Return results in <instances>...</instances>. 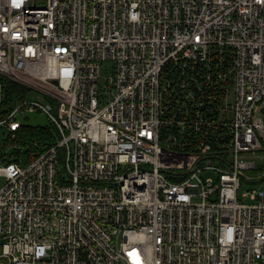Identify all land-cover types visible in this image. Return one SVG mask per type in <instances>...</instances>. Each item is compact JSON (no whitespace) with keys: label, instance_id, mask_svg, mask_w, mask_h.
Segmentation results:
<instances>
[{"label":"built area","instance_id":"built-area-1","mask_svg":"<svg viewBox=\"0 0 264 264\" xmlns=\"http://www.w3.org/2000/svg\"><path fill=\"white\" fill-rule=\"evenodd\" d=\"M258 152L264 0H0V264H264Z\"/></svg>","mask_w":264,"mask_h":264},{"label":"rangeland","instance_id":"rangeland-1","mask_svg":"<svg viewBox=\"0 0 264 264\" xmlns=\"http://www.w3.org/2000/svg\"><path fill=\"white\" fill-rule=\"evenodd\" d=\"M38 1H43V0H38ZM111 70H112V63L111 62L105 61V62L102 63V66H101V84H103V77L104 76L108 77L109 75H111ZM28 98L42 99V97L40 95H38L37 93H35V92H30L28 94ZM25 129H26V131L29 134L38 133V130L36 129V126H28ZM52 133L55 134V132L53 130H52ZM5 135H6V132H5L4 129H2L1 143L2 144L5 143L6 146H5V149L1 148V151L5 152V153H8V154L16 153V151H18V149H16L14 146L8 144V142H10V141L9 140L7 141V137ZM19 147L22 149V151L25 150V147H23L21 145ZM41 147H43V146L41 145ZM256 156H257L258 162H261L262 158L264 157L262 152H258ZM3 182H4L3 178H0V185H2ZM249 185H250V182L245 181L243 179L241 180L240 187H239L237 193H238V199L240 201H242V202H251V200L249 199L248 196H243L242 195V193L244 191H247V190L250 189ZM256 185H254V186H256Z\"/></svg>","mask_w":264,"mask_h":264},{"label":"trees","instance_id":"trees-1","mask_svg":"<svg viewBox=\"0 0 264 264\" xmlns=\"http://www.w3.org/2000/svg\"><path fill=\"white\" fill-rule=\"evenodd\" d=\"M15 90H16V87H14V85H9V86L4 87V95H3L4 104L10 103V100L11 101L14 100V96L11 94V91H15ZM37 130H38V133L41 134L42 140H40L39 145L36 148L27 147L25 150L22 151L25 154L26 160L33 157L36 154L35 152L40 151L43 148L41 147V145L45 146L46 144H49L50 142H52V139L50 140V138H52L50 127L47 126L45 128H40ZM25 132L27 131L25 130ZM21 138L22 140L20 141L22 143H25L28 137H26V135H22ZM14 155H17V151L16 153H14ZM13 159H16V158H13Z\"/></svg>","mask_w":264,"mask_h":264},{"label":"water","instance_id":"water-1","mask_svg":"<svg viewBox=\"0 0 264 264\" xmlns=\"http://www.w3.org/2000/svg\"><path fill=\"white\" fill-rule=\"evenodd\" d=\"M22 124L27 126H45L47 125V119L44 114L34 111H25L19 116Z\"/></svg>","mask_w":264,"mask_h":264}]
</instances>
